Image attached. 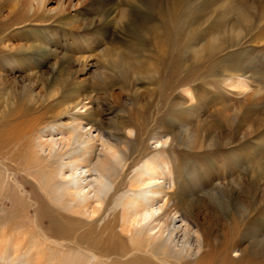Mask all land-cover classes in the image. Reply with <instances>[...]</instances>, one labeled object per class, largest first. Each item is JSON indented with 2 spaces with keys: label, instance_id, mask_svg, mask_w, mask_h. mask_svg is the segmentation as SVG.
<instances>
[{
  "label": "rangeland",
  "instance_id": "374dc122",
  "mask_svg": "<svg viewBox=\"0 0 264 264\" xmlns=\"http://www.w3.org/2000/svg\"><path fill=\"white\" fill-rule=\"evenodd\" d=\"M22 1L0 0V24L8 25L0 33V123L20 106L34 111L35 142L34 134L28 140L35 155L40 151L54 164L55 151L49 155L47 146L42 151L39 136L60 143L72 135L83 105L84 115L98 119L107 135L121 124L133 127L129 151L134 154L124 168L125 180L137 168L129 166L131 160L141 165L144 152L167 149L174 198L193 206L200 231L213 245L238 234L234 240L246 248V257L264 264V239L256 241L261 232L264 236V0H241L255 17L252 27L228 31L217 43L220 49L209 51L215 55L212 63L185 53L180 76L198 78L173 90L165 87L166 66L181 34L189 35L191 17L209 0H41L44 16L38 19ZM27 1L37 7V0ZM211 1L195 32L205 44L211 39L205 26L224 23L220 2L233 0ZM171 6L178 8L173 35ZM230 10L233 19L237 11ZM240 78L245 86L237 83ZM183 88H191L194 97ZM165 126L174 131V145L164 147L152 138ZM93 136L97 154L105 147L98 130ZM20 149L2 152L10 157ZM0 159L14 172L0 168L1 231L17 217L15 198L31 208L37 191L19 159ZM46 209L52 213L50 202ZM26 211L32 221L34 210Z\"/></svg>",
  "mask_w": 264,
  "mask_h": 264
},
{
  "label": "bare ground",
  "instance_id": "6f19581e",
  "mask_svg": "<svg viewBox=\"0 0 264 264\" xmlns=\"http://www.w3.org/2000/svg\"><path fill=\"white\" fill-rule=\"evenodd\" d=\"M22 2L24 8L34 10L32 17L44 16L39 13L43 4L41 0L36 1L37 7L27 0ZM209 2L191 17L189 35L181 34L179 38L175 47L177 53L166 66L169 68L166 89L173 90V86L197 80L196 73L189 77L180 76V62L185 53L212 63L215 55L209 51L216 47L220 49L217 43L228 35V31L235 27H252L255 17L243 1L220 2L224 23L205 26V33L211 37L205 44L195 32L199 22L204 24L203 11L210 8L209 4L213 6L212 1ZM233 8L237 15L232 19L227 11L230 13ZM177 9L172 10L171 6L168 13L171 17L168 22L170 35ZM213 17L216 18L215 15ZM208 19L206 22H212L211 17ZM7 26L0 24V33L5 32ZM203 51L207 52L206 57ZM5 52L1 48V54ZM237 83L246 85L242 78ZM183 92L194 97L191 88H183ZM66 99L63 98L59 104L62 105ZM59 104H55V108ZM85 107L83 105L76 116L71 127L72 135L62 142L58 143L54 138L44 141L40 134L42 140L38 146L42 151L45 146L49 147V155L55 151L56 164L40 156V151L35 155L28 140V135L36 130L35 119L30 117L34 111L20 106L13 116L9 115L10 119L0 123V156L8 160L19 159L37 191L31 196L35 198L30 205L32 209L26 207L27 202L22 197L15 198L17 217L8 221L0 231V264H261L246 257V248L234 240L238 234L228 235L226 240L213 245L211 238L200 231L193 206L188 201L183 204L174 198L175 191L170 184L174 164L167 149L156 153L144 152L142 156L147 157L141 165L138 163L140 160H131L129 166L137 165V168L125 180L124 168L134 154L129 151L133 127L121 124L118 130L107 135L98 119L88 120L84 115ZM97 130L105 148L96 154L93 131ZM126 131H129L128 135ZM32 138L35 142V134ZM152 138L164 147L174 145V131H170L168 126L156 131ZM17 145L21 149L10 157L2 152L4 148ZM1 161L0 168H7L14 174L7 163ZM3 175L0 171V186ZM48 202L52 213L47 212ZM35 203L37 208L33 207ZM27 208L29 212L34 210L32 221L23 215ZM258 236L256 241L261 242L264 239L262 232ZM232 252L239 257L235 258Z\"/></svg>",
  "mask_w": 264,
  "mask_h": 264
}]
</instances>
